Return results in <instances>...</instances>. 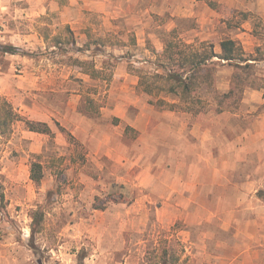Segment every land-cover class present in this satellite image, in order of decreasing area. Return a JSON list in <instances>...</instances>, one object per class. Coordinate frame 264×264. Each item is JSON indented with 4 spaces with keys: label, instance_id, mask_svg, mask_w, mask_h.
I'll use <instances>...</instances> for the list:
<instances>
[{
    "label": "rangeland",
    "instance_id": "rangeland-1",
    "mask_svg": "<svg viewBox=\"0 0 264 264\" xmlns=\"http://www.w3.org/2000/svg\"><path fill=\"white\" fill-rule=\"evenodd\" d=\"M223 40L235 60L216 56ZM0 45L16 51L0 52V264H251L244 251L264 239V0H0ZM201 56L186 103L160 80L152 95L140 85ZM208 131L231 183L168 193L172 151L191 160Z\"/></svg>",
    "mask_w": 264,
    "mask_h": 264
},
{
    "label": "crops",
    "instance_id": "crops-1",
    "mask_svg": "<svg viewBox=\"0 0 264 264\" xmlns=\"http://www.w3.org/2000/svg\"><path fill=\"white\" fill-rule=\"evenodd\" d=\"M83 3L86 6L92 5L95 3V0H83ZM236 38L240 39L238 36ZM177 134L182 141L186 140L184 127L180 126ZM213 138L210 131L206 132L202 137L199 134L197 137L198 141L195 142L196 146L192 153L193 158L189 161L182 156V152L177 153L172 151L170 163L168 164V193H202L201 191H203L205 187L214 189L215 187H220L223 182L231 183V181L225 177L226 175L224 173L225 170H230V164L227 160L221 164H215L209 161V159H213L215 155V152H212L209 156L208 144ZM183 147L184 146L181 145V148ZM202 153L207 157L205 163H203L204 158ZM234 190H236V187H234ZM172 196L173 195H171V197ZM231 213H233V211ZM251 223L256 224V221L253 220ZM255 236H257V233L252 237ZM253 242L254 239H251L250 243H248V248L251 247ZM256 246L260 247V250L256 252L251 251V253L248 250L244 251L248 254L247 260L251 264H264V239H262L260 243H256Z\"/></svg>",
    "mask_w": 264,
    "mask_h": 264
},
{
    "label": "trees",
    "instance_id": "trees-1",
    "mask_svg": "<svg viewBox=\"0 0 264 264\" xmlns=\"http://www.w3.org/2000/svg\"><path fill=\"white\" fill-rule=\"evenodd\" d=\"M221 54L216 55L220 60L223 61H233L236 59L237 53L239 51L237 44L232 40H223L220 43ZM0 52L8 53V54H16L15 48L8 46H1L0 45ZM164 53H168V45ZM209 58H203L202 56L198 59L195 66L191 68L189 71H186L185 75H178L176 73H168V70L164 68V73L162 75H154L151 76L149 79L152 81L150 83L140 82V85L143 86V90L146 94L152 95L154 94L155 87V80L162 81L163 85L157 91L165 92L166 94H175L178 95L180 101L186 103L188 102L189 96L191 93L195 92L197 89V75L202 72L204 66H206L207 60ZM185 72V71H183ZM185 74V73H184ZM43 178L42 167L39 163H32L30 168V180L36 184H39ZM262 191L258 193V196H262ZM4 195L0 194V201H3ZM44 221V215L40 211H36L32 217V224H31V236L34 237L36 234H39L42 229V223Z\"/></svg>",
    "mask_w": 264,
    "mask_h": 264
}]
</instances>
